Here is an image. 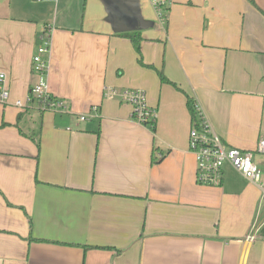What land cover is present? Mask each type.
<instances>
[{"label": "crops", "instance_id": "obj_1", "mask_svg": "<svg viewBox=\"0 0 264 264\" xmlns=\"http://www.w3.org/2000/svg\"><path fill=\"white\" fill-rule=\"evenodd\" d=\"M135 2L152 25L116 32L104 0H0V264H264L261 187L229 163L199 184L188 142L193 99L264 181V0H173L164 25ZM44 29L71 112L15 105ZM106 86L143 89L155 129Z\"/></svg>", "mask_w": 264, "mask_h": 264}, {"label": "built area", "instance_id": "obj_2", "mask_svg": "<svg viewBox=\"0 0 264 264\" xmlns=\"http://www.w3.org/2000/svg\"><path fill=\"white\" fill-rule=\"evenodd\" d=\"M161 24H165L169 9L173 0H150ZM50 31L44 29L41 34V42L37 45L32 57V70L37 81L31 87L26 102L17 100L18 107L34 106L41 111L53 113L71 112L65 99L53 95L49 90V69L51 57ZM5 75L0 74L3 80ZM9 92L3 88L0 100L6 102ZM103 98L106 100H118L131 105L132 116L140 124L154 127L157 118V109L147 102L146 92L140 88H115L106 86L103 90ZM193 124L189 132V150L194 155L196 162V180L203 186H220L223 182V172L226 163L232 165L244 178L259 185L264 195L263 172L254 160L252 151L242 150L226 146L218 133L213 129L204 115L201 106L194 102ZM99 116V106L94 105L88 113L79 114V121ZM70 130V128H69ZM257 150L264 153V138L258 143ZM254 239V236H248Z\"/></svg>", "mask_w": 264, "mask_h": 264}, {"label": "water", "instance_id": "obj_3", "mask_svg": "<svg viewBox=\"0 0 264 264\" xmlns=\"http://www.w3.org/2000/svg\"><path fill=\"white\" fill-rule=\"evenodd\" d=\"M104 1L109 7L111 17H113L114 31L116 32L125 31V29H144L153 23L143 18L140 7L136 4L135 0ZM129 22H132L134 26L129 27L127 25Z\"/></svg>", "mask_w": 264, "mask_h": 264}, {"label": "trees", "instance_id": "obj_4", "mask_svg": "<svg viewBox=\"0 0 264 264\" xmlns=\"http://www.w3.org/2000/svg\"><path fill=\"white\" fill-rule=\"evenodd\" d=\"M126 35L131 37V39H132L137 51L139 52L140 51V37L138 35H135L134 33L126 34ZM158 72H159V75H160L162 81H164V82L168 81L162 70H159ZM193 104H194V100L193 99H189L188 106H189V109H190V112H191V116H192V118H195L196 113L194 112ZM20 118H21V114L18 115V120ZM153 129H155V126L153 127Z\"/></svg>", "mask_w": 264, "mask_h": 264}, {"label": "rangeland", "instance_id": "obj_5", "mask_svg": "<svg viewBox=\"0 0 264 264\" xmlns=\"http://www.w3.org/2000/svg\"><path fill=\"white\" fill-rule=\"evenodd\" d=\"M158 20V19H157Z\"/></svg>", "mask_w": 264, "mask_h": 264}]
</instances>
